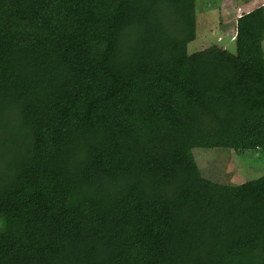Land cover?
I'll return each mask as SVG.
<instances>
[{
  "label": "trees",
  "instance_id": "trees-1",
  "mask_svg": "<svg viewBox=\"0 0 264 264\" xmlns=\"http://www.w3.org/2000/svg\"><path fill=\"white\" fill-rule=\"evenodd\" d=\"M196 0H0V264H264V4L188 62Z\"/></svg>",
  "mask_w": 264,
  "mask_h": 264
},
{
  "label": "rangeland",
  "instance_id": "rangeland-1",
  "mask_svg": "<svg viewBox=\"0 0 264 264\" xmlns=\"http://www.w3.org/2000/svg\"><path fill=\"white\" fill-rule=\"evenodd\" d=\"M264 0H196L197 38L189 44L188 62L236 51V20ZM202 173L218 182L236 184L264 175V150L238 153L225 149H194Z\"/></svg>",
  "mask_w": 264,
  "mask_h": 264
},
{
  "label": "crops",
  "instance_id": "crops-1",
  "mask_svg": "<svg viewBox=\"0 0 264 264\" xmlns=\"http://www.w3.org/2000/svg\"><path fill=\"white\" fill-rule=\"evenodd\" d=\"M253 10V9H252ZM249 11H251V10H248V11H246V12H249Z\"/></svg>",
  "mask_w": 264,
  "mask_h": 264
},
{
  "label": "clouds",
  "instance_id": "clouds-1",
  "mask_svg": "<svg viewBox=\"0 0 264 264\" xmlns=\"http://www.w3.org/2000/svg\"><path fill=\"white\" fill-rule=\"evenodd\" d=\"M235 40V39H234Z\"/></svg>",
  "mask_w": 264,
  "mask_h": 264
}]
</instances>
